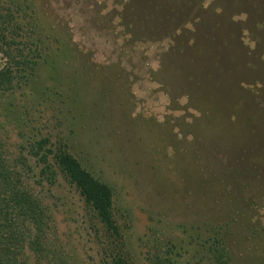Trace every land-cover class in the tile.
<instances>
[{
	"label": "rangeland",
	"instance_id": "374dc122",
	"mask_svg": "<svg viewBox=\"0 0 264 264\" xmlns=\"http://www.w3.org/2000/svg\"><path fill=\"white\" fill-rule=\"evenodd\" d=\"M27 1L46 48L0 92V137L64 144L112 187L120 230L62 174L36 184L65 261L217 264L211 224L230 264H264V0Z\"/></svg>",
	"mask_w": 264,
	"mask_h": 264
},
{
	"label": "trees",
	"instance_id": "16d2710c",
	"mask_svg": "<svg viewBox=\"0 0 264 264\" xmlns=\"http://www.w3.org/2000/svg\"><path fill=\"white\" fill-rule=\"evenodd\" d=\"M38 21L27 0H0V92L22 89L36 71L46 48ZM59 174L75 186L106 230L120 235L112 187L95 177L64 144L53 146L48 136L39 134L27 136L10 152L0 137V264H30L31 258L42 264H68L50 239L52 213L35 189L36 184L54 185ZM209 226L213 231L206 243L212 258L217 264H230L225 227ZM105 263L128 264L112 251ZM154 264L172 263L156 258Z\"/></svg>",
	"mask_w": 264,
	"mask_h": 264
}]
</instances>
